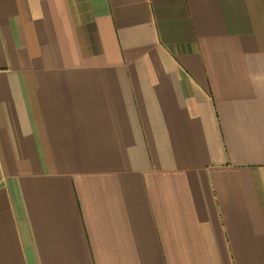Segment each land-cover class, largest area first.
Segmentation results:
<instances>
[{
  "label": "crops",
  "instance_id": "crops-1",
  "mask_svg": "<svg viewBox=\"0 0 264 264\" xmlns=\"http://www.w3.org/2000/svg\"><path fill=\"white\" fill-rule=\"evenodd\" d=\"M0 264H264V0H0Z\"/></svg>",
  "mask_w": 264,
  "mask_h": 264
}]
</instances>
